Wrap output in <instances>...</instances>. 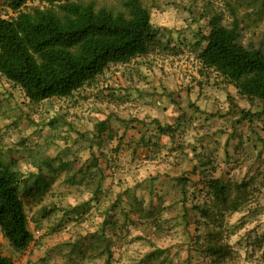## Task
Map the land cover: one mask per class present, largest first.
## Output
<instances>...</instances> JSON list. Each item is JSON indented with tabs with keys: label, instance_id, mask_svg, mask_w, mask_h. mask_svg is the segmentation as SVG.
Segmentation results:
<instances>
[{
	"label": "rangeland",
	"instance_id": "obj_1",
	"mask_svg": "<svg viewBox=\"0 0 264 264\" xmlns=\"http://www.w3.org/2000/svg\"><path fill=\"white\" fill-rule=\"evenodd\" d=\"M94 1L97 7L123 10V0ZM7 2L0 0V17L15 16ZM143 2L152 9L159 42L144 57L111 65L72 97L32 104L24 100L19 88L2 82L0 76L9 95L6 99H11L5 110L18 125L15 130L10 122L7 141L0 145L1 155L24 170L40 161V156L34 155L42 154L45 164L40 163L49 167L50 181L43 197L30 193L34 189L29 188L31 184L19 187L29 228L34 230L39 215L46 211L54 218L41 228L45 227L40 234L45 237L54 230L47 241L82 235L94 238L104 230L103 241L107 237L116 241L109 252L115 257L119 250L126 254L124 260L109 262L103 244L96 241L92 246L86 240L85 257L74 254L67 264H143L144 259L145 264H151L154 257L167 252L172 264H264V105L238 97L233 87L202 68L198 59L206 45L208 22L215 14L222 16L225 26L238 25L241 44L264 52V6L255 0ZM35 6L44 5L30 0L24 10ZM228 96L237 103L228 102ZM240 109L256 113L253 122L243 121ZM155 120L161 125L179 123L174 138L159 135ZM101 121L107 122V128L98 135L96 125ZM103 154L110 159L111 168ZM93 156L101 157L105 172L103 191L95 197L83 184ZM205 157L213 163L206 167L216 166L217 175L226 184L253 179L240 210L225 212L222 221L203 218L191 207L194 199L182 201L179 194L185 184L189 194L195 191V202L202 207L213 209L215 215L226 210L214 207L202 182L199 160ZM196 164L197 171L193 170ZM38 179L39 185L44 179ZM68 197L77 200L69 204L71 214L63 212ZM117 199L119 204L112 207ZM133 207L142 211L131 212ZM156 217L158 225L162 220L160 231L153 228ZM80 227L85 229L78 231ZM209 229L222 232L221 243L229 245L225 257L215 258L207 250L220 243L209 242L214 238ZM154 232L159 233L156 236ZM0 246L13 264H29V254L15 251L1 234ZM69 250L66 246L64 252Z\"/></svg>",
	"mask_w": 264,
	"mask_h": 264
},
{
	"label": "trees",
	"instance_id": "obj_2",
	"mask_svg": "<svg viewBox=\"0 0 264 264\" xmlns=\"http://www.w3.org/2000/svg\"><path fill=\"white\" fill-rule=\"evenodd\" d=\"M29 1L8 0L7 7L15 16L0 17V76L19 87L32 104L72 97L75 92L95 81L111 65L128 64L138 57H144L159 42L160 33L152 22V9L143 0H123V10L117 12L97 7L94 0H39L43 7L35 6L25 11ZM255 1L264 6V0ZM222 20L219 14L210 18L209 33L204 38L206 45L198 54L200 64L206 71L219 77L224 85L233 87L238 97L247 101L258 100L264 105V52L241 44L238 25L234 22L225 26ZM227 101L236 102L230 96ZM239 112L243 121L253 122L256 116V113L244 109ZM154 123L159 135L171 134L172 138L179 125H161L158 120ZM106 126V121L99 122L96 125L97 134L101 135ZM141 140L145 142V138ZM148 144L145 143L146 146ZM156 146V153H159L160 145L157 143ZM181 147L182 145L178 148ZM101 156H104L107 167L111 168L107 155ZM205 158L199 160L202 182L212 196L214 207H224L226 210H220L215 215L213 209L202 207L195 202L198 199L195 191L189 194L185 184L180 186L179 194L182 201L183 198L194 199L191 207L203 218L212 221L218 218L222 221L225 212L240 210V204L248 194L253 179L226 184L217 175L216 166L206 167L213 163L209 157ZM100 160L101 157L93 156L83 181L84 189L92 197L103 191L105 172ZM197 166L196 164L193 170L197 171ZM234 169L235 166L232 165V170ZM26 174L17 169L14 163L7 162L0 153V234L18 252L26 250L34 240L19 190L21 184L26 188L34 175L32 172ZM95 182L96 186L93 187ZM157 199L162 203V196ZM119 202L120 199H117L112 207H116ZM135 210L136 213L141 212L142 208L133 207L131 212ZM47 216L48 213L43 211L42 217ZM155 220L157 226L153 228L162 230V220L159 225V217ZM104 233V230L97 232L94 238L92 235H82L75 238L73 243L67 242L69 255L78 254L84 258V244L86 240L92 239V246H95L96 241L103 244L107 261L124 260V251L119 250L117 257L109 252L116 241L114 237H107L103 241ZM158 233L154 232L156 236ZM208 234L214 237L209 242L219 240L221 243L222 232L209 229ZM220 243L211 244L207 248L213 257L219 259L225 257L229 249L228 243ZM168 254L169 252L164 256L154 257L151 264H172L173 259ZM145 261L146 259L141 262L145 264ZM0 264H13L12 259L3 254L1 246Z\"/></svg>",
	"mask_w": 264,
	"mask_h": 264
},
{
	"label": "crops",
	"instance_id": "obj_3",
	"mask_svg": "<svg viewBox=\"0 0 264 264\" xmlns=\"http://www.w3.org/2000/svg\"><path fill=\"white\" fill-rule=\"evenodd\" d=\"M2 79H3L2 82L6 81L4 78H2ZM9 84L11 85L12 83L9 82ZM12 85H14V84H12ZM14 86H16V85H14ZM17 88H19V87H17ZM21 92H22V95L24 96V100L26 99L27 102H29V100L26 98L24 92L22 90H21ZM6 94L7 93L4 91L2 84L0 82V145L7 141L5 136L8 133L7 129L8 130L10 129V127H9L10 122H13V124H14V126H12L11 128H15V130H16V127L18 126L17 124H15L16 118H13L12 120H14V121H11L10 116H9V111L5 110L6 107L4 105L7 104L9 102V100H11V99H6L7 96H9L8 94L7 95ZM34 156H36V158H37V156H40V161L37 162L36 164L30 163L33 166L28 165V166H26V168L24 170L21 169V171L24 173H30V172L34 173V175L30 178V180L28 182V184H31V186L29 188H31V189L34 188L33 191H30V193H32V194L35 193L37 195L36 197H43V193L45 192L44 190L47 188V184L50 181V179L48 177L49 176V174H48L49 167L48 166L45 167L40 163V162H42L45 164L44 159L41 157L42 154H36ZM56 162H62V160H59V161L56 160ZM62 163L65 164L64 162H62ZM39 177L43 178L44 180L42 183H39L38 187H36L37 186L36 182H39V179H38ZM31 182H34V183L32 184ZM40 184L42 185V188H41ZM66 199H67V201L65 202L64 206L67 208V210L63 211V212L66 214H68V213L71 214V211H70L71 207L69 204H72L73 202H77V200L73 199L72 197H68ZM41 210L42 209H40V212H41ZM52 216L53 215L47 216L46 218H44V217H42V214H40L38 222L36 224L37 227H35L34 230L30 229L32 231V233L34 234V240L26 250L22 251V252H26L27 254L31 255V256L27 255V259L30 260L29 264H67L68 257L71 259V257H73V255H74L71 253L69 255V253H67V252L65 253L64 249L67 246L66 243L67 242H71V243L75 242V238H73V239H70V238H68V239H65V238L64 239H56L52 242L47 241V239L54 234V233H52L54 231L53 230L54 228H51L53 231L51 232V230H50L49 231L50 233L46 237H45V235H42V236L40 235V234H43L41 232H44V229H45V227L43 230L41 229L43 227V225L47 224L48 220L52 221L54 219V218H52ZM51 226H52V224H51ZM83 228L85 229V227H80V229L78 231H82ZM92 232H93V230H92ZM36 233H37V235H36ZM89 241H91V239H89ZM37 254H40V256L37 257L36 256ZM81 259H82V257H81Z\"/></svg>",
	"mask_w": 264,
	"mask_h": 264
}]
</instances>
